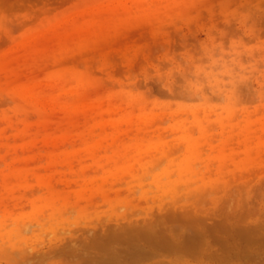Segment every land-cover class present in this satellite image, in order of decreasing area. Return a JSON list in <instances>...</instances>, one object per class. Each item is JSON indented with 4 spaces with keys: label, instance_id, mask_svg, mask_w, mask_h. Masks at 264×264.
I'll use <instances>...</instances> for the list:
<instances>
[{
    "label": "rangeland",
    "instance_id": "374dc122",
    "mask_svg": "<svg viewBox=\"0 0 264 264\" xmlns=\"http://www.w3.org/2000/svg\"><path fill=\"white\" fill-rule=\"evenodd\" d=\"M0 264H264V0H0Z\"/></svg>",
    "mask_w": 264,
    "mask_h": 264
},
{
    "label": "bare ground",
    "instance_id": "6f19581e",
    "mask_svg": "<svg viewBox=\"0 0 264 264\" xmlns=\"http://www.w3.org/2000/svg\"><path fill=\"white\" fill-rule=\"evenodd\" d=\"M180 215H178V214H177V216L173 215L171 218L175 219V220H180L179 218H187V217H183L182 214H180ZM186 215L187 214H185V216ZM184 220H188V219H184ZM160 227L161 226L158 225L156 221H154V222L147 223L145 225V227L142 228V230H141V228L137 229V230L134 228V230H135L134 231V230H131L132 229L131 228V229H129L130 230L129 233H132L134 231L135 235H144L146 238H148V240L150 241L149 249H150V253L152 255L156 254L155 251L153 250V248H162L166 251L178 252L179 254H183V253L184 254L185 253L192 254L194 252V250L195 251H198L199 249L205 250V251L210 250L211 249L210 247H212L215 243V240L214 241H212L213 239L210 240L212 237L209 236V233L207 231H200V232L195 233V234H192L193 233L192 232V233H190V235H187L184 233L181 234L179 231H177V232L173 231V233L171 232V234L168 237L166 235L164 228L161 229ZM184 232H185V230H184ZM216 239H217V237H216ZM219 241H223L224 243H226V244L222 243L223 245H226V246L228 245L227 241L225 242V240L219 239L216 242H219ZM262 241H263V239H262ZM234 243H235V241H234ZM229 245H231V244L229 243Z\"/></svg>",
    "mask_w": 264,
    "mask_h": 264
}]
</instances>
